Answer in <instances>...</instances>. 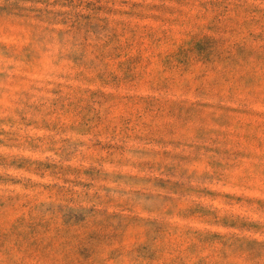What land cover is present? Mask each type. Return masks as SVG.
Segmentation results:
<instances>
[{"label":"rangeland","instance_id":"1","mask_svg":"<svg viewBox=\"0 0 264 264\" xmlns=\"http://www.w3.org/2000/svg\"><path fill=\"white\" fill-rule=\"evenodd\" d=\"M0 264H264V0H0Z\"/></svg>","mask_w":264,"mask_h":264}]
</instances>
